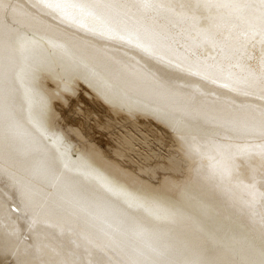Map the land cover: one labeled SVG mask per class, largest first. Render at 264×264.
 Listing matches in <instances>:
<instances>
[{
  "label": "snow or ice",
  "instance_id": "obj_1",
  "mask_svg": "<svg viewBox=\"0 0 264 264\" xmlns=\"http://www.w3.org/2000/svg\"><path fill=\"white\" fill-rule=\"evenodd\" d=\"M33 7L53 21L84 32L95 43L85 45L88 61L78 55L74 44L52 40L47 41L48 56L35 57L33 51L40 41L22 34L18 6L11 0H0V144L4 148L0 180L16 189L22 204L34 206L33 193L17 179L9 163L12 145L21 137H28L41 147L47 157V171L54 179L65 173L84 178L85 186L78 191L76 203L85 212L100 210L94 218L102 225L101 234L106 240L99 245L87 236L83 238L86 250L91 247L99 253L95 264H264V213L255 210L258 203L264 202V192H259L255 184L248 188L247 207L258 235L238 258H221L216 249L207 247H223L211 234L199 244L185 242L177 246L165 242L158 233L127 217L111 203L116 200L124 207H143L140 197L94 167L89 154L70 159L64 136L53 130L54 113L49 98L32 86L41 73H49L63 83L62 91L67 93L83 79L130 114L150 112L173 131L185 133L179 139L188 145L189 152L207 155V178L227 181L233 175V164L221 151L224 146L217 147V155L201 152L191 133L209 123L198 110L206 95L201 85H218L244 95L250 94L247 90L259 89L262 107L258 118L246 116L232 126L264 141V0H38ZM161 16L187 22L198 38L194 46L220 47L222 59L209 62L189 51L180 55L169 34L145 23ZM233 41L238 42V47H232ZM257 46L260 55L253 69L246 62L255 57L247 50ZM96 66L104 69L107 78L97 72ZM234 67L241 68L243 74L236 76ZM21 86L28 105L27 128L18 122L13 107L15 93ZM130 91L151 100L133 101ZM240 151L248 157H258L264 166V142ZM153 214L157 218L178 215L158 208ZM15 236L14 230L0 233V251L14 257L11 264H87L75 253L62 254L52 248L47 249L45 259L38 255L40 248L33 254L21 253L13 246ZM109 252L111 256L107 255Z\"/></svg>",
  "mask_w": 264,
  "mask_h": 264
},
{
  "label": "bare ground",
  "instance_id": "obj_2",
  "mask_svg": "<svg viewBox=\"0 0 264 264\" xmlns=\"http://www.w3.org/2000/svg\"><path fill=\"white\" fill-rule=\"evenodd\" d=\"M11 2L18 6L22 34L40 41L39 47L33 51L35 57L48 56L50 47L47 41L52 40L74 44L78 55L89 60L85 45L95 41L87 34L46 17L39 8L33 7L38 0ZM145 23L169 34L180 55L189 51L209 62L222 59L220 47L210 44L194 46L198 38L187 22L161 16ZM232 47H238V42L233 41ZM247 51L255 59L246 63L255 69L260 55L259 46ZM96 70L107 78L102 67L96 66ZM232 71L236 76L243 74L239 67H234ZM32 86L49 98L54 113L53 130L64 136L70 159L76 160L77 156L89 154L93 157L94 167L117 180L126 191L140 197L143 207H124L121 202L111 201L127 217L158 233L165 242L177 246L185 242L199 244L211 234L223 247L216 248L215 244L207 247L216 249L221 258L235 259L245 251L247 243L255 237L243 233L248 226H255L251 223L247 207L248 188L255 184L259 192H264V187H261L264 184V166L258 157H248L240 150L264 141L232 125L246 116L258 118L262 107L259 89L247 90L250 94L244 95L218 85L209 88L201 85L206 95L198 110L209 123L198 132L192 131L191 135L201 146V152L217 155V147L224 146L221 151L230 158L233 175L231 179L220 182L207 178L204 171L208 164L207 155L202 157L190 153L188 145L179 139L185 133L173 131L150 112L130 114L83 79L78 80L72 91L67 93L62 91L63 83L49 73H41ZM129 96L133 101L143 103L151 100L134 91H130ZM13 107L18 122L27 128L28 105L22 86L17 88ZM143 125L160 134L163 142L160 149L148 155L135 147L134 135L130 132L134 126ZM3 160L4 148L0 144V166ZM9 163L17 179L33 193L34 206L22 204L16 189L0 180V233L6 229L14 230L13 246L21 253L27 251L33 254L40 248L42 252L38 255L45 259L47 249L52 248L62 254L75 253L79 260L95 264L99 253L91 247L86 250L83 238L87 236L99 245L106 240L101 234L102 225L94 218L100 210L85 212L76 203L78 191L85 186L84 178L65 173L54 179L47 171L44 151L28 137H21L12 145ZM170 169L174 173H161ZM157 208L178 215L157 218L153 214ZM255 210L264 213V202L258 203ZM33 220L36 222L33 223ZM241 222L244 224L238 225ZM107 255L112 254L109 252ZM13 258L9 253L0 251V264H11Z\"/></svg>",
  "mask_w": 264,
  "mask_h": 264
},
{
  "label": "rangeland",
  "instance_id": "obj_3",
  "mask_svg": "<svg viewBox=\"0 0 264 264\" xmlns=\"http://www.w3.org/2000/svg\"><path fill=\"white\" fill-rule=\"evenodd\" d=\"M146 126H134L130 132L134 135L133 143L135 144L136 148H139L142 154L148 155L149 153L153 152L154 150L160 149L162 147L163 142L160 138V134L147 129ZM160 146V147H159ZM134 158V156H132ZM161 172V171H160ZM161 173L165 174H172L174 171L172 169L168 171H163ZM244 223H247L245 219L242 220ZM238 223V225H243L244 223ZM245 234L249 236H256L254 234L258 233V229L256 226H248V228L244 229Z\"/></svg>",
  "mask_w": 264,
  "mask_h": 264
}]
</instances>
